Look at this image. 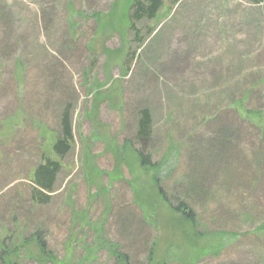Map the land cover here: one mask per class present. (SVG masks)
<instances>
[{
	"label": "rangeland",
	"instance_id": "rangeland-1",
	"mask_svg": "<svg viewBox=\"0 0 264 264\" xmlns=\"http://www.w3.org/2000/svg\"><path fill=\"white\" fill-rule=\"evenodd\" d=\"M131 2L0 0V243L13 236L16 264H116L119 246L145 264L152 244L151 264H264L262 1L164 0L135 28ZM67 108L74 142L60 159ZM42 155L62 169L38 205Z\"/></svg>",
	"mask_w": 264,
	"mask_h": 264
},
{
	"label": "trees",
	"instance_id": "trees-1",
	"mask_svg": "<svg viewBox=\"0 0 264 264\" xmlns=\"http://www.w3.org/2000/svg\"><path fill=\"white\" fill-rule=\"evenodd\" d=\"M263 3V13H264V0H261ZM164 0H132L131 9L132 13L130 15L133 22L131 23L132 28H135L134 22L147 17L149 19H154L159 10L163 7ZM94 45V43H93ZM61 134L58 136L57 140L53 144V151L55 155L63 159L66 157L70 151L72 150L73 142H74V134H73V126H72V117L70 109L67 108L64 112L61 119ZM153 134L152 129V118L150 112L146 109L141 112V116L138 123L137 130V138L145 144ZM133 145V144H132ZM130 144L127 145L130 148L132 146ZM126 148V147H125ZM125 148H121V151H114V155L117 157L119 163H124L126 158V154L124 152ZM134 148V147H133ZM132 148V149H133ZM134 154L139 159L141 167L144 168H153L156 169L158 164H153L150 154L143 152L142 149H133ZM122 156V157H121ZM62 169V164L58 159H53L46 155H42V162L35 168L33 180H32V193L31 198L34 204L45 205L48 204L51 200V193L54 192L55 182L57 180V176ZM158 183V181H157ZM158 186V190L163 198L172 203L169 199V195L165 194L164 190ZM174 209L182 215L183 218L188 220L192 227L197 226V218L193 207L190 205L187 199H179V202L174 206ZM35 236V242L40 251V257H46L47 253V242L41 236L40 231H37L33 234ZM7 240L14 241L13 236H5L4 240L0 243V259L2 264H16L18 262V257L16 256V252L18 251V245L14 244V248L12 249L11 245ZM119 248H109V253H111L116 258V264H131L129 262V255L127 253H123ZM154 256V246L151 245L148 254H147V262L145 264H151Z\"/></svg>",
	"mask_w": 264,
	"mask_h": 264
}]
</instances>
